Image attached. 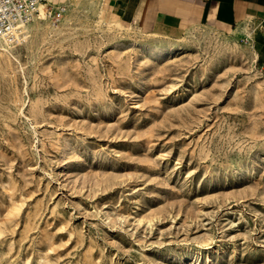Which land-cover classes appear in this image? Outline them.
<instances>
[{
  "label": "rangeland",
  "instance_id": "rangeland-1",
  "mask_svg": "<svg viewBox=\"0 0 264 264\" xmlns=\"http://www.w3.org/2000/svg\"><path fill=\"white\" fill-rule=\"evenodd\" d=\"M60 3L59 24L0 49V264H264L249 37Z\"/></svg>",
  "mask_w": 264,
  "mask_h": 264
},
{
  "label": "crops",
  "instance_id": "crops-1",
  "mask_svg": "<svg viewBox=\"0 0 264 264\" xmlns=\"http://www.w3.org/2000/svg\"><path fill=\"white\" fill-rule=\"evenodd\" d=\"M55 1V0H54ZM70 0H57L56 2ZM114 18L133 26L149 24L173 36L191 26H208L248 36L264 70V0H98Z\"/></svg>",
  "mask_w": 264,
  "mask_h": 264
},
{
  "label": "built area",
  "instance_id": "built-area-1",
  "mask_svg": "<svg viewBox=\"0 0 264 264\" xmlns=\"http://www.w3.org/2000/svg\"><path fill=\"white\" fill-rule=\"evenodd\" d=\"M67 11L54 0H0V43L21 45L37 22L59 24Z\"/></svg>",
  "mask_w": 264,
  "mask_h": 264
},
{
  "label": "bare ground",
  "instance_id": "bare-ground-1",
  "mask_svg": "<svg viewBox=\"0 0 264 264\" xmlns=\"http://www.w3.org/2000/svg\"><path fill=\"white\" fill-rule=\"evenodd\" d=\"M75 1V0H74ZM39 29V26L35 27V30H38ZM178 47V46H177ZM8 48H12V47H9L8 45L6 44H2L0 43V49L1 51H3L4 53H7L9 52ZM164 48H167V53H172L174 50H175V46L173 44H169L168 46L164 47ZM151 49V48H150ZM177 49V48H176ZM152 51V50H151ZM164 52V49L163 47H159L158 45L154 46L153 47V53L152 54H158V53H162Z\"/></svg>",
  "mask_w": 264,
  "mask_h": 264
}]
</instances>
